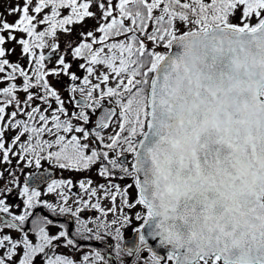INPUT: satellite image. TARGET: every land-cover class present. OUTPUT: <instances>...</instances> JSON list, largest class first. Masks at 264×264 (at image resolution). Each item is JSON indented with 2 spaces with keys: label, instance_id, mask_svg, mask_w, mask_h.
I'll use <instances>...</instances> for the list:
<instances>
[{
  "label": "snow or ice",
  "instance_id": "6c2138e0",
  "mask_svg": "<svg viewBox=\"0 0 264 264\" xmlns=\"http://www.w3.org/2000/svg\"><path fill=\"white\" fill-rule=\"evenodd\" d=\"M7 15L17 18H0V164L17 157L33 171L20 192L23 214L0 199L9 217H0V264H77L57 254L79 250L73 233L60 223L50 234L54 221L34 215L38 207L74 220V237L110 236L117 258L146 250L145 264H264V0H23ZM76 28L80 39L62 48L61 35ZM9 43L21 46L27 70L8 59ZM63 77L78 111L58 90ZM45 161L95 169L104 182L52 179ZM8 176L19 188L15 171ZM40 185L56 203L41 199ZM85 210L98 215L82 219ZM133 218L142 223L133 247L122 248ZM79 264L108 261L94 251Z\"/></svg>",
  "mask_w": 264,
  "mask_h": 264
},
{
  "label": "flooded vegetation",
  "instance_id": "af4514ba",
  "mask_svg": "<svg viewBox=\"0 0 264 264\" xmlns=\"http://www.w3.org/2000/svg\"><path fill=\"white\" fill-rule=\"evenodd\" d=\"M83 74L85 75V72L82 70L81 75H80L81 78H83V76H84ZM63 79H65L66 82L63 81V83L59 84L61 92L64 91V89L66 87L70 86L69 82H68V78L67 77H63L62 80ZM75 83L77 84L78 87L82 85L80 81H77ZM61 96H62V98L66 99V106L69 108V110L78 111V109L75 108L74 101L71 102V103H68V100L70 99L71 95L63 97V95L61 93ZM76 99H82V98L79 95H76ZM105 106L108 107V108H113L114 107L113 104H109L107 101L105 102ZM53 107H55V105H53ZM117 111H119V109H117ZM100 112H101V110H98L97 117H98V114ZM97 117H94L93 119L95 120ZM91 127H94V123H93V125H91ZM111 132H112L111 128L106 130V134L107 133H111ZM42 164H43L44 167L41 169V171H43L44 169H47V171H53L54 172V179H68V178H70V179H73L74 181H77L78 179L83 178L84 176H91V178L94 181V186L96 184H98V183L104 182L101 178H99L97 176L95 169L91 173H73V172L57 169L54 166L49 165L46 161L42 162ZM130 182L131 181L128 180V181H124V182H121V183L124 184V183H130ZM8 186L12 188V192L11 193H7V194H3V195L0 196V198L5 199L7 201H11V203L13 204V207L12 206H10V207H11V211H12V213L14 215L23 214V199L24 198L22 196H20L21 188L23 187V185L21 184L19 188H17L15 185L14 186L8 185ZM39 190L42 192V197H41L42 200H48L50 203H56L57 202L53 198H51V197H49L47 195H44V193L46 192V185H44ZM72 192L79 194L78 186L76 188H73ZM72 199H76V197L73 196ZM69 204L72 207L76 206V205L73 204V201H71V202L69 201ZM104 206H110V205L108 204V202L105 201L104 202ZM138 210H139V207L137 209H134L133 212L138 211ZM35 211H37L36 214H35ZM125 211H127V209H125ZM34 215H42V216H45V217H47L49 219H52L54 221V225L55 226H50V229H49L50 234H58V232L60 230H62V229L59 228V224L60 223H65L66 226L73 233V238L76 239V242L79 245V250H76V249L71 248V247H69V248L61 247L60 249L57 250V253H66V252L69 253L70 251H72L71 253L81 252V253H84V254H80V255H85V254L93 253L94 251H99L105 257V259L108 261V264H110L109 263L110 260L108 259V254L109 253H110L111 256H114V258L116 259L118 264H129L131 258L133 257V255L129 256V255H127V253H122L121 256L119 258H117L116 252H115V244L117 242L114 239H112L110 236H106L104 238V240H102V241H97L95 239H93V240H85V239H82V238L74 237V234H75V221L72 220V219H68V218L63 217V216H55L49 210H47L45 208H42V207H38L37 209H35L34 210ZM96 215H98V214L94 213L91 210H85L84 212L81 213V218L87 220L90 217H93V216H96ZM0 216H4L6 219L9 218L5 214H0ZM33 218L34 217H30L29 221L26 222L24 227H25V229L29 230V238L33 239V241L35 242L34 233H31V231H30L31 220ZM107 219L110 221L111 219H113V216L109 215ZM141 223L142 222H140V221H135L134 218H133V223H132V225L130 227L121 229V231L124 233V240L121 242V247L122 248H125L126 240L129 239L133 234H135V228L139 227ZM89 226H92V225L90 224ZM3 234L11 235L14 238H19V236L22 235V233H17L16 230H14V229H5ZM66 255L69 256L70 254H66ZM128 256H129V258H128ZM140 256H139V258H140ZM137 260L135 261V263L137 262ZM79 262H80V260L77 261V264H79Z\"/></svg>",
  "mask_w": 264,
  "mask_h": 264
},
{
  "label": "rangeland",
  "instance_id": "374dc122",
  "mask_svg": "<svg viewBox=\"0 0 264 264\" xmlns=\"http://www.w3.org/2000/svg\"><path fill=\"white\" fill-rule=\"evenodd\" d=\"M17 2H19V3H23V0H0V18H6L9 22H13V21H15L16 20V16H8L7 15V9L10 7V6H12V5H14L15 3H17ZM114 2H118V0H114ZM93 11H95V9L93 8L92 9ZM64 14H67L66 12L64 13ZM43 15V14H42ZM237 15H239V14H237ZM234 23H239V20H234L233 21ZM95 25H96V22L94 21V20H89L88 21V27L89 28H95ZM69 27H72V26H69ZM43 30V28H38V31H42ZM79 31H80V29L79 28H76V30H75V32H73V34H72V36L71 37H68L67 36V34H62L61 35V37H60V43H61V47L63 48V41L65 40V39H72V40H79L80 39V37H79V35H78V33H79ZM18 35H23V34H18ZM98 36H99V34H97ZM7 47L8 48H14L15 49V52H14V54L16 55V60H17V62L21 65V66H25V67H27L28 66V58H24V56L22 55V49H21V46L20 45H18V44H15V43H9L8 45H7ZM38 51V50H37ZM47 52H48V49H45V54H47ZM69 59H70V57H69ZM82 61H77V63H81ZM55 66V62L53 61V63H50L49 64V67L51 68V67H54ZM84 71V70H83ZM81 72H82V69L81 70H79L78 72H77V75L78 76H80L81 75ZM85 72V71H84ZM84 75V74H83ZM87 75V73L85 72V75L84 76H86ZM84 76H83V78H84ZM83 78H81L80 79V82H81V84H82V81H83ZM50 79H52L53 80V82H55V78H50ZM93 79V83H96L97 81L95 80V78H92ZM63 81H65L66 82V80L65 79H63ZM66 85V84H65ZM82 86V85H81ZM57 87H58V89H59V91H60V85L58 84L57 85ZM69 87V86H68ZM68 87H66L65 89H64V91H60L61 93H62V95H63V97H66V96H69V95H72L69 91H68ZM76 95H79L78 93L76 94ZM106 102V101H105ZM43 165V164H42ZM44 167V166H43ZM42 167V168H43ZM21 168L23 169V171H21ZM0 170L1 171H3V172H5V176L7 177V179H5V180H0V188H3V186L5 185V184H7V185H10V186H14L13 184H11L10 183V180H11V177L10 176H8V173H9V171H15V173H16V176L18 177V179H19V182H20V185L22 184L23 185V183H24V180H25V177L27 176V174L29 173V172H31V171H33V169H29V168H27V167H24L22 164H18V158L17 157H12V164H10V165H7V166H4L3 164H0ZM21 190H22V188H21ZM4 194H7L6 192L4 193ZM1 196V195H0ZM86 198V197H85ZM0 199H2V198H0ZM75 199H72V200H70V202L71 201H74ZM6 202L8 203V204H10V206H12L13 207V204L11 203V201H7L6 200ZM75 205V204H74ZM139 210H140V208H139ZM138 210V211H139ZM72 251H70L69 253L68 252H66V253H57V254H70L69 255V257L70 258H73V259H75L76 261H79V260H81V258H82V256L83 255H80V254H84V253H81V252H78V253H71ZM77 255V256H76ZM151 258H150V256L149 255H147L146 253L141 257V261L139 262V263H137V264H141L142 262H146V261H149Z\"/></svg>",
  "mask_w": 264,
  "mask_h": 264
},
{
  "label": "water",
  "instance_id": "95a60500",
  "mask_svg": "<svg viewBox=\"0 0 264 264\" xmlns=\"http://www.w3.org/2000/svg\"><path fill=\"white\" fill-rule=\"evenodd\" d=\"M108 108V107H107ZM102 111V110H101ZM101 113V112H100ZM99 113V114H100ZM98 114V115H99ZM48 173H50L51 174V178L52 179H54V172L53 171H47ZM47 174V173H46ZM33 187H36V185H32ZM44 185H40L39 186V189L40 188H42ZM37 213V211H35V214ZM0 217H2V218H4V219H6L4 216H0ZM136 237V233L135 234H133L129 239H127L126 240V242H125V248L126 247H133V240H134V238ZM150 239V241H151V238H149ZM136 242H138V240L136 241ZM150 246L153 248V250L154 251H156L159 255H161V256H163V257H165V260H166V255H167V249H164V248H162V246L159 244V242L158 241H156V242H152L151 244H150ZM146 251V250H145ZM144 251H142V252H140V253H138V254H133V257L131 258V260H130V262H129V264H134L135 263V261L139 258V256L143 253ZM108 259L110 260V264H118L117 263V261H116V259L114 258V256H111L110 255V253L108 254Z\"/></svg>",
  "mask_w": 264,
  "mask_h": 264
},
{
  "label": "trees",
  "instance_id": "16d2710c",
  "mask_svg": "<svg viewBox=\"0 0 264 264\" xmlns=\"http://www.w3.org/2000/svg\"><path fill=\"white\" fill-rule=\"evenodd\" d=\"M40 28H44V26H40ZM8 59L10 60V62H13V63H18L17 62V60H16V55L13 53L11 56H9L8 57ZM22 67H25V66H22ZM25 69L27 70V67H25ZM21 80H22V78H19L16 82H17V84H18V86H20L21 85ZM3 86H5V85H0V87H3ZM21 95V98H23V95L24 94H20ZM147 254V255H149L150 256V258H151V254L148 252V251H144V253L140 256V258L137 260V262L135 263V264H137V263H139L141 260V257L144 255V254ZM128 258H129V256H128ZM166 261V260H165ZM141 264H145V262H142ZM167 264H171V262H167Z\"/></svg>",
  "mask_w": 264,
  "mask_h": 264
}]
</instances>
